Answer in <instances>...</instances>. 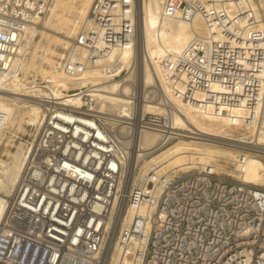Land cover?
<instances>
[{"label": "built area", "instance_id": "built-area-1", "mask_svg": "<svg viewBox=\"0 0 264 264\" xmlns=\"http://www.w3.org/2000/svg\"><path fill=\"white\" fill-rule=\"evenodd\" d=\"M56 1L0 0V160L24 147L0 222V264H264V184L243 178L250 158L264 164V0H160L164 16L205 25L164 60L170 93L251 135L234 159L160 174L152 165L129 191L123 183L136 133L158 134L159 148L178 136L174 102L158 86L145 97L133 83L125 117L99 95L101 82L128 74L113 54L134 50L136 0H93L48 66L34 50ZM96 67L98 82L57 97L52 73L77 81ZM9 96L36 103L40 121L7 136Z\"/></svg>", "mask_w": 264, "mask_h": 264}, {"label": "bare ground", "instance_id": "bare-ground-1", "mask_svg": "<svg viewBox=\"0 0 264 264\" xmlns=\"http://www.w3.org/2000/svg\"><path fill=\"white\" fill-rule=\"evenodd\" d=\"M92 1L80 0L82 2V6L78 9L80 15L84 17ZM139 5L141 17H139L138 13ZM55 9H51V17L46 21L45 25L47 26L43 28L44 31H41V29L38 31L41 34L42 41L45 34L48 33L47 31H49V22L55 16ZM46 18L42 24L45 23ZM135 20L136 43L134 50L132 52L115 50L113 54V57L116 56L119 63V73L127 69L128 78L101 82L99 95L106 101L111 113L116 112L119 117H125L126 108L130 103L129 97L135 88L133 85L134 82L137 84L138 91L143 90L145 97L153 91V87L158 86L160 89L158 91L159 95L164 98V92L174 102L173 126L178 135L176 140L179 141L169 147L159 149L157 144L158 134L153 132L136 133L134 139L130 142L132 151L123 183L125 191H129L131 188H139L144 181L147 170L152 165L155 166L158 174L166 172L167 170L164 171V169L170 164H173L175 170H190L198 162L210 165L211 163L209 162L211 160L209 161V159L212 157L209 154L210 151L207 148H201V145L229 142L226 144L234 149H245L248 147L246 145V139L250 133L247 129L246 133H241L245 129H241L240 125H233L224 117L216 118L202 113L195 106L188 105L185 101L174 97L170 93L167 81L163 78V62L166 57L171 54L175 56L181 54L195 35L205 34V25L199 17H195L191 22L178 18H169L163 15L160 0H141V2L140 0H136ZM66 38L68 39L65 36L63 39L59 38L58 40L63 41ZM41 40L36 44H40V46L35 48V55H38L39 50L42 49ZM69 42L67 41L61 44L68 46ZM40 58L45 62L50 61L47 58V54L40 56ZM100 76L101 73H99L96 67L93 71L84 73L83 78L77 81L66 79L61 73L53 74L51 79H53L55 84L57 97L64 100V98L69 96L65 91H69L71 88H76L86 83L98 82L99 79L96 78ZM132 76H135L136 81L134 79V82H132ZM9 97L12 102L5 109L9 114L8 120L12 124L16 114V106L14 105L16 102L14 101L19 100L13 99L14 96ZM21 99L16 104L25 111L24 114L28 117V124H37L40 121V107L30 100ZM147 107L151 110L153 108L152 105ZM119 129L122 136L128 138V128L126 126H120ZM237 131H240V136L236 135L238 133ZM259 141H264L263 135H259ZM23 149V145H20L18 151L12 154L11 160L10 157L9 161L4 159L0 160V166L3 167V176L0 177V222L5 211L7 198L11 195L17 179L23 170ZM199 149L202 153L191 152V150L198 151ZM229 150L231 149L229 148ZM229 154L230 157H234L232 152H229ZM194 155L198 156L197 162L194 161ZM253 159L255 158H250L247 162V168L243 178L248 183L262 185L264 184V164L258 159L260 166H256L252 162ZM138 169L142 170L139 175L137 173ZM123 205L124 200L121 199L118 204V212L121 211ZM130 218V215L127 216V222H129ZM115 233L116 229L114 227L106 243L105 256L110 255L113 251Z\"/></svg>", "mask_w": 264, "mask_h": 264}, {"label": "rangeland", "instance_id": "rangeland-1", "mask_svg": "<svg viewBox=\"0 0 264 264\" xmlns=\"http://www.w3.org/2000/svg\"><path fill=\"white\" fill-rule=\"evenodd\" d=\"M141 2V0H140ZM82 6V2H80V0H57L56 3L54 4V6L52 7V9L56 8V12H55V16H53V18H51L50 22H49V26L48 29L49 31H47L48 33L45 34L43 41L41 40V34L38 35V39L36 40V44H38L40 42V40L42 41V49L39 50L38 52V57L42 56V55H46L47 54V58L50 60L49 62H46V64L48 66L54 65L55 62L61 57V55L63 54L65 48L67 46L62 45L61 43H65L67 41H72L73 37H74V32L76 33V28H77V24L79 22V20L83 17L82 15L79 14V8ZM51 13L49 12V14L47 15V18L45 20V23L42 24L41 26V31H44V27L47 26L46 21L50 19ZM49 18V19H48ZM65 28V29H64ZM67 36L68 39H64L63 41H59V38H62ZM72 38V39H71ZM71 39V40H69ZM35 44V48L39 45ZM40 59V58H39ZM55 74V73H52ZM137 74V73H136ZM128 78L127 74L123 75L122 80ZM132 82H134L133 80L136 78L135 76H132ZM136 83V82H134ZM72 89V88H71ZM24 110L22 109H16V114L15 117L12 121V124L9 123L8 125V132H7V136H9L10 133H13L14 131H17L20 128V131H23V127L25 126V124H28V117L26 114H24ZM114 114H116V112H114ZM241 128V127H240ZM241 129H245V128H241ZM25 132V131H24ZM238 133L236 135L240 136L239 133L240 131H237ZM246 133V129L241 131V133ZM248 134V133H247ZM251 133L248 134V136H250ZM237 137V136H236ZM239 138V137H237ZM179 140H172L170 143H168L166 146H164L163 148L169 147L172 144H174L175 142H178ZM229 143V142H226ZM226 143H208V145H201V148H207L209 149V154L210 159H209V163L214 164L216 163V161L219 159L218 157H223V158H227V159H234L235 155H237V153L241 150V149H234L233 147H230L229 145H227ZM210 144V145H209ZM200 148V149H201ZM229 148L231 150H229ZM162 149V148H159ZM191 150L192 153H202L201 150ZM221 152V153H220ZM229 152H232L234 154V157L232 158V156L230 157ZM15 152L12 151L11 153H6V155H8V157L3 158L6 161H9V157L10 160L12 158V154H14ZM224 153V154H223ZM8 158V159H7ZM194 161H198V156L194 155ZM261 161V160H260ZM253 164L256 166H260L259 160L258 158L253 159ZM198 165V166H197ZM205 164L203 163H197L193 165L192 169H188V170H181V171H195L198 168H201L202 166H204ZM173 164L168 165L165 169L167 171L169 170H173ZM175 170V169H174ZM177 170V169H176ZM140 172H142V170L138 169V175L140 174ZM148 172V170H147Z\"/></svg>", "mask_w": 264, "mask_h": 264}, {"label": "water", "instance_id": "water-1", "mask_svg": "<svg viewBox=\"0 0 264 264\" xmlns=\"http://www.w3.org/2000/svg\"><path fill=\"white\" fill-rule=\"evenodd\" d=\"M138 13H139V17H141L140 5H139V8H138Z\"/></svg>", "mask_w": 264, "mask_h": 264}]
</instances>
